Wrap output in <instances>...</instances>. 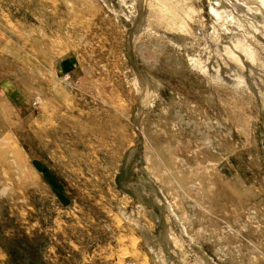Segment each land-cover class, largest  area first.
<instances>
[{
	"label": "rangeland",
	"instance_id": "1",
	"mask_svg": "<svg viewBox=\"0 0 264 264\" xmlns=\"http://www.w3.org/2000/svg\"><path fill=\"white\" fill-rule=\"evenodd\" d=\"M152 1L0 0V264H264V4Z\"/></svg>",
	"mask_w": 264,
	"mask_h": 264
},
{
	"label": "bare ground",
	"instance_id": "2",
	"mask_svg": "<svg viewBox=\"0 0 264 264\" xmlns=\"http://www.w3.org/2000/svg\"><path fill=\"white\" fill-rule=\"evenodd\" d=\"M138 1H140V0H138ZM179 1L184 2V0H179ZM192 1H193V0H192ZM219 1H221V0H219ZM152 2H154L155 4H161V3H162V2H159V1H157V0H153ZM195 2H196V1H195ZM235 2L237 3V4H235L236 6L239 5L238 7H240L242 10L245 9V8H244V7H243V6H242L237 0H236ZM235 2H234V3H235ZM186 3L189 4V1H186ZM196 3H197V2H196ZM260 3H261V4H262V3L264 4V0H260ZM190 4H191V3H190ZM243 5L246 7V6H247V5H246V2H245V4H243ZM190 6H191V5H190ZM190 6H189V7H190ZM192 6H193V5H192ZM197 6L199 7V5H195L194 8L197 7ZM217 6H221V2H218ZM233 6H234V4H233ZM236 6H235V8H236ZM261 6H262V5H261ZM199 8H200V7H199ZM201 8H202V7H201ZM240 8H238L239 11H242ZM251 8H252V7H251ZM259 8H260V7H259ZM218 10H219V7L216 8V7H213V6H212L210 12H212V14L214 13L216 16L218 15V17L221 18V17H222V16H221L222 14H221V12H219ZM245 10H246V9H245ZM249 11H250V10H248L247 12L250 13ZM222 12H223V11H222ZM232 12H233V10H232ZM262 12H263V11H262ZM248 13H247V14H248ZM240 14H242V13H240ZM255 14L258 15V16H260V17L262 16V14L260 13V11L256 12ZM223 15H225V14H223ZM250 15H251V14H250ZM253 15H254V14H253ZM142 17H143V16H142ZM223 17H224V16H223ZM225 17H226V16H225ZM233 17L236 18V17L234 16V12H233ZM247 17H248V16H247ZM260 17H259V18H260ZM263 18H264V14H263ZM145 19H146V18H145V14H144L143 22L140 21V22H141V25L138 27L137 31L135 32L136 34H137L138 32H141L142 29H144V28H146V27L148 26L147 24H145V23H146V20H145ZM248 19H249V18H248ZM256 19H257V18H256ZM221 20L223 21V19H221ZM236 21H237L238 23H240V24L242 23L241 20H240V22H239L238 20H236ZM236 21H235V22H236ZM237 22H236V23H237ZM196 23H198V28H200V31H202V33L206 34V31L203 29L202 25L199 24L198 21H197ZM238 25H239V24H238ZM239 28H241V27H239ZM239 28L237 27V28H235V29H232V32H231L233 35H236L237 37H239V39H238L239 42L237 43L236 47H237V46L240 47L241 45H243V44H244V41L246 40L245 37H244V34L241 33V30H240ZM233 35L230 34L229 36H233ZM240 38H241V39H240ZM236 39H237V38H236ZM233 40H234V39H233ZM250 41H251V40H250ZM248 42H249V41H248ZM245 43H247V42H245ZM249 44H251V43H249ZM243 46H244V49H245V46H246V45H243ZM243 46H241V47H243ZM246 47H247V46H246ZM249 49H250V48H249ZM246 50L249 51L248 49H246ZM221 51H222V50H221ZM245 52H246V51H245ZM247 53H248V55H250L251 52L249 51V52H247ZM251 55H252V54H251ZM204 68H205V67H204ZM214 68H215V67H214ZM206 69H207V68H206ZM211 70H212V69H211ZM220 72H221V71H220ZM220 72H219V71H218V72L216 71L217 74L220 73ZM216 73H214V74H216ZM212 74H213V73H212ZM226 75H227V74H226ZM231 76H232V75H231ZM227 79H228V78H227ZM232 79H233V78H232ZM235 80H236V79H235Z\"/></svg>",
	"mask_w": 264,
	"mask_h": 264
}]
</instances>
